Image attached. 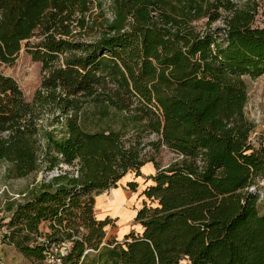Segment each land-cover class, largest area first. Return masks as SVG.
<instances>
[{"label":"trees","instance_id":"obj_1","mask_svg":"<svg viewBox=\"0 0 264 264\" xmlns=\"http://www.w3.org/2000/svg\"><path fill=\"white\" fill-rule=\"evenodd\" d=\"M101 6L0 0V65L24 45L42 71L30 101L0 72V162L12 178L62 163L77 171L9 202L3 237L39 264L62 240L64 264H264V144L250 141L243 79L264 75L257 4L109 0L111 19L98 20ZM43 119L63 132L45 131L42 144ZM162 146L179 159L160 166ZM147 162L155 172L142 176ZM129 173L144 179L139 229L106 238L111 221L96 217L95 196ZM126 185L135 192L138 182Z\"/></svg>","mask_w":264,"mask_h":264},{"label":"rangeland","instance_id":"obj_2","mask_svg":"<svg viewBox=\"0 0 264 264\" xmlns=\"http://www.w3.org/2000/svg\"><path fill=\"white\" fill-rule=\"evenodd\" d=\"M241 2L245 0H239ZM257 4V14H256V24H264V0H254ZM101 8L104 9V16L98 20L111 19L112 13L109 8V0H102ZM99 9H94V12L97 13ZM97 17V16H93ZM201 25V22H198ZM221 25L220 22H216L213 26ZM98 26V25H97ZM96 35V30L94 32L83 35L84 39H91ZM32 40H35L33 38ZM31 40V41H32ZM0 72L6 76L13 78L19 88L21 89L26 100L30 101L34 94V91L40 84L42 78L41 64L38 61H34L31 55L28 53L26 47L23 45L15 58V60L9 65H0ZM243 79L246 82L247 86V102L244 107L245 116L253 124V130L250 134V141L253 145L258 146L260 143L264 144V75L258 76L256 78H251L249 76H244ZM45 118H48L45 115ZM45 131H53L54 135L59 137L63 132L61 125H52L46 119H43V126L40 127L41 142H44ZM153 135H149L145 141L153 139ZM146 156L153 154V151L146 147ZM156 160L159 162L160 166H167L170 162L179 159V157L172 151L168 150L166 147L162 146L159 152L155 155ZM63 171H68L69 173L75 172L74 166H69L66 164H60L59 167L53 169L52 171H46L44 168H40L37 172L30 174L24 178H12L9 177L6 171V165L4 162H0V227L7 222L5 219H8V212L5 210V206L11 201H21L25 195L30 194L31 191L36 190L42 183L47 180H50L53 176L62 173ZM118 185H121L119 183ZM118 187V186H117ZM127 190L126 195L129 196L132 194L130 187L125 184L123 187ZM114 194V201L116 194L120 190H113V188L108 189ZM141 191V187L136 188V193L138 194ZM256 191L258 192V208L260 213L264 214V177L259 178L256 181ZM105 192V191H103ZM102 192V193H103ZM115 192V193H113ZM121 192V191H120ZM134 192V196H135ZM23 194H25L23 196ZM18 195V197H17ZM23 196V197H22ZM100 200H103L102 195H97ZM133 196V194H132ZM137 196V195H136ZM109 198V197H108ZM136 199V197H135ZM141 197L136 199V202L133 205V209L140 207ZM100 202V201H99ZM121 198L119 201L113 202V208L109 209L101 207L100 204L95 202L94 212L97 215L99 213L101 216L106 210L111 212L112 217H110L111 223L109 225L116 227V221L119 217L113 218V214H116L121 211L123 206ZM109 205V204H108ZM125 205V204H124ZM121 206V207H120ZM120 208V209H119ZM132 211V208H128ZM97 217V216H96ZM100 218V217H99ZM130 218V217H129ZM39 231L43 234L49 232L48 223L42 222L39 227ZM44 237V235L38 236ZM37 237V238H38ZM44 263V262H43ZM0 264H39L37 262H32L29 259L25 258L16 247L9 243L0 233Z\"/></svg>","mask_w":264,"mask_h":264},{"label":"crops","instance_id":"obj_3","mask_svg":"<svg viewBox=\"0 0 264 264\" xmlns=\"http://www.w3.org/2000/svg\"><path fill=\"white\" fill-rule=\"evenodd\" d=\"M154 172H155V168L151 162H147L141 167L142 176H148L150 174H153ZM142 176L134 178L133 174H130V173L126 174L119 182V183H121V185H118V187L113 188V190H120L121 191V192L120 191L118 192L119 194H116L115 201L113 199L115 195L111 193V190L110 191L106 190L105 192L100 193V195H102L101 197H103V200H100V198L98 196H95V202L97 204H100L101 207H104V205H105L106 206L105 208H108V210L113 208V206H112L113 202L117 203L120 198H121L122 202H124L123 206L121 208V211L119 210V212H117L116 214H113V216H114L113 218L119 217L118 221L115 222L116 227L112 226V225L106 226V234H105L106 238L113 236L116 239L121 240L123 238V236L130 229H135V230L139 229L138 225H136L134 223V220H133L134 216H135L136 209H137V208L133 209V205L137 199V198L135 199L137 193L135 192V196H134V192H132L133 196H132V194L127 196L126 195L127 190L123 187H125L126 182L134 180V181L138 182V187H141V189H142L144 187V185H143L144 179ZM128 208H132V211H130ZM99 213H102V211ZM99 213L96 215L98 219H103L105 217H109V218L112 217L111 212L107 211V210L101 216L99 215Z\"/></svg>","mask_w":264,"mask_h":264},{"label":"built area","instance_id":"obj_4","mask_svg":"<svg viewBox=\"0 0 264 264\" xmlns=\"http://www.w3.org/2000/svg\"><path fill=\"white\" fill-rule=\"evenodd\" d=\"M73 176H77V171L72 172ZM58 175V174H57ZM25 194H23L24 196ZM22 196V197H23ZM18 197V195H17ZM7 221V219H5ZM9 229L6 225H2L0 227V233H2V236L8 234ZM38 241L44 242L45 237H38ZM71 242L69 240H62L58 243H51L50 248L47 252V255L44 259L43 264H64L62 261L61 256L64 254V252L70 247Z\"/></svg>","mask_w":264,"mask_h":264},{"label":"bare ground","instance_id":"obj_5","mask_svg":"<svg viewBox=\"0 0 264 264\" xmlns=\"http://www.w3.org/2000/svg\"><path fill=\"white\" fill-rule=\"evenodd\" d=\"M113 193H115V192H113ZM109 202V201H108ZM104 204V203H103ZM121 207V206H120ZM120 209V208H119Z\"/></svg>","mask_w":264,"mask_h":264}]
</instances>
